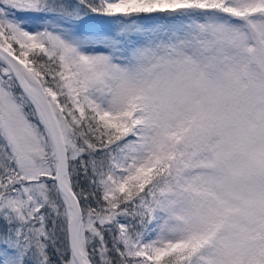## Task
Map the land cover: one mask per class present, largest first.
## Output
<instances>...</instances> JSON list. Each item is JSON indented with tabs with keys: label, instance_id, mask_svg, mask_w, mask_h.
Returning <instances> with one entry per match:
<instances>
[{
	"label": "snow or ice",
	"instance_id": "6c2138e0",
	"mask_svg": "<svg viewBox=\"0 0 264 264\" xmlns=\"http://www.w3.org/2000/svg\"><path fill=\"white\" fill-rule=\"evenodd\" d=\"M0 264H264V0H0Z\"/></svg>",
	"mask_w": 264,
	"mask_h": 264
},
{
	"label": "rangeland",
	"instance_id": "374dc122",
	"mask_svg": "<svg viewBox=\"0 0 264 264\" xmlns=\"http://www.w3.org/2000/svg\"><path fill=\"white\" fill-rule=\"evenodd\" d=\"M146 22L147 23H151V21H146ZM91 26L93 28L101 29V30H108V29H110L112 27L110 24H108L107 22H103V21L91 22Z\"/></svg>",
	"mask_w": 264,
	"mask_h": 264
}]
</instances>
